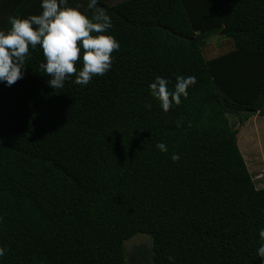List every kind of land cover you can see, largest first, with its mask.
Instances as JSON below:
<instances>
[{
    "label": "trees",
    "instance_id": "trees-1",
    "mask_svg": "<svg viewBox=\"0 0 264 264\" xmlns=\"http://www.w3.org/2000/svg\"><path fill=\"white\" fill-rule=\"evenodd\" d=\"M114 1L97 4L120 44L106 75L55 89L38 45L22 79L0 81V264H129L140 234L150 264H264V171L238 141L264 115V0ZM89 2L68 5L91 16ZM41 3L0 0V30ZM218 34L233 49L209 60ZM157 76L196 83L164 112Z\"/></svg>",
    "mask_w": 264,
    "mask_h": 264
},
{
    "label": "clouds",
    "instance_id": "clouds-1",
    "mask_svg": "<svg viewBox=\"0 0 264 264\" xmlns=\"http://www.w3.org/2000/svg\"><path fill=\"white\" fill-rule=\"evenodd\" d=\"M97 4L98 0L88 3L89 10L95 9L91 16L81 11L83 5L69 6L68 0H42L41 14L26 18L10 15V29L0 30V81L12 86L22 79L30 47L35 49L38 45L46 61L40 67L51 77L48 84L55 89L63 88L72 76L76 84L87 85L94 76L106 75L120 44L108 34L113 26L111 17ZM81 58L82 68L78 70ZM195 83L194 76H177L174 90H169V81L157 76L149 87L151 95L160 102L164 112H168L173 104L181 103L182 96L187 98L188 88ZM146 107L150 110L152 106L147 104ZM156 147L162 152L168 151L165 143L158 142ZM171 159L177 162L180 157L173 153ZM259 236L264 242V228L259 230ZM5 252L6 249L0 247V257ZM257 254L264 261V243Z\"/></svg>",
    "mask_w": 264,
    "mask_h": 264
},
{
    "label": "rangeland",
    "instance_id": "rangeland-1",
    "mask_svg": "<svg viewBox=\"0 0 264 264\" xmlns=\"http://www.w3.org/2000/svg\"><path fill=\"white\" fill-rule=\"evenodd\" d=\"M123 0H116L112 4H116ZM233 45L232 43L225 38L222 34H218L212 36L207 46L204 49V53L207 59H213L215 57L221 56L232 51ZM248 121L245 122L243 126H239V134L238 141L239 147L244 155V157L248 160L251 157L250 154H257L260 158L258 159L259 163L258 169L263 168L264 171V115H249ZM237 122V120H236ZM238 123V122H237ZM257 157V158H258ZM262 162V163H261ZM250 167V164L248 163ZM253 169V168H252ZM257 168H255L256 170ZM251 171V170H250ZM259 187H264L263 184H258ZM256 184V186L258 187ZM152 239L149 236L145 235H137L132 238L128 242H126V253H127V261L129 264H150L151 257L147 261L144 258H140L139 254H144L148 250L150 251L152 248ZM148 249V250H147ZM137 250V251H136ZM139 252V254L137 253Z\"/></svg>",
    "mask_w": 264,
    "mask_h": 264
}]
</instances>
